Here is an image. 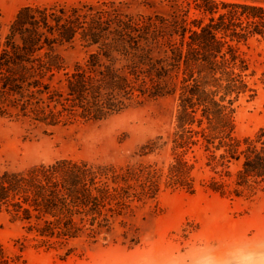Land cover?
Masks as SVG:
<instances>
[{
	"label": "trees",
	"instance_id": "obj_1",
	"mask_svg": "<svg viewBox=\"0 0 264 264\" xmlns=\"http://www.w3.org/2000/svg\"><path fill=\"white\" fill-rule=\"evenodd\" d=\"M190 9L194 20L168 22L92 5L21 8L0 39V116L7 114L6 106L56 127L77 114L102 120L145 98L177 97L166 187L195 192L197 163L188 155L198 150L212 174L208 190L222 196L264 194V136L239 138L234 119L242 98L257 97L250 82L254 73L239 46L252 39L264 42V0H194ZM77 41L94 50L67 70L52 50ZM156 47H164L160 60L152 57ZM61 72L58 92L50 82ZM140 175L72 159L0 169V214L24 223L44 245H62L87 233L96 238L141 201L131 192L133 180L145 178L140 197L154 198L159 170ZM0 264H8L1 246Z\"/></svg>",
	"mask_w": 264,
	"mask_h": 264
},
{
	"label": "rangeland",
	"instance_id": "obj_2",
	"mask_svg": "<svg viewBox=\"0 0 264 264\" xmlns=\"http://www.w3.org/2000/svg\"><path fill=\"white\" fill-rule=\"evenodd\" d=\"M84 5L120 16L158 17L168 22L197 18L190 9L194 0H0V39L5 38L10 22L23 7ZM239 47L254 73L250 82L257 97L253 101L244 97L235 105L236 134L239 138L264 136V42L252 39ZM162 49L154 48L155 60L163 58ZM93 50L77 41L56 45L52 52L72 70ZM121 64L116 62V67ZM63 74H56L50 82L53 90L62 91ZM177 105L173 96L145 98L118 115L91 120L77 114L56 127L5 106L7 114L0 116V169H26L72 159L109 164L139 176L154 170L162 175L154 198L140 197L145 178L133 180L131 192L141 201L133 202L125 216L114 220L109 232L96 238L87 233L62 245H44L27 233L24 223L0 214V246L8 264H264L263 193L246 192L236 197L208 190L212 174L198 150L188 155L191 163H197L193 171L195 192L166 187L167 170L173 163L168 141ZM235 172L232 166L230 191L235 188Z\"/></svg>",
	"mask_w": 264,
	"mask_h": 264
}]
</instances>
